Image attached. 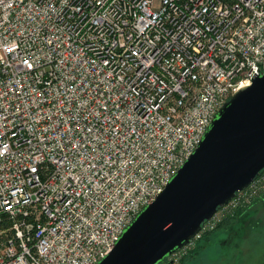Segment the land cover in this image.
<instances>
[{"label": "built area", "instance_id": "1", "mask_svg": "<svg viewBox=\"0 0 264 264\" xmlns=\"http://www.w3.org/2000/svg\"><path fill=\"white\" fill-rule=\"evenodd\" d=\"M262 74L264 0H0V264H97Z\"/></svg>", "mask_w": 264, "mask_h": 264}, {"label": "water", "instance_id": "2", "mask_svg": "<svg viewBox=\"0 0 264 264\" xmlns=\"http://www.w3.org/2000/svg\"><path fill=\"white\" fill-rule=\"evenodd\" d=\"M262 171L264 74L222 106L193 154L97 264H171L165 260Z\"/></svg>", "mask_w": 264, "mask_h": 264}, {"label": "rangeland", "instance_id": "3", "mask_svg": "<svg viewBox=\"0 0 264 264\" xmlns=\"http://www.w3.org/2000/svg\"><path fill=\"white\" fill-rule=\"evenodd\" d=\"M249 222L254 225L252 229L248 227ZM257 234L258 241L252 238ZM200 243L195 252L199 256L183 264H263L264 199L246 215L234 219L229 228H219Z\"/></svg>", "mask_w": 264, "mask_h": 264}, {"label": "trees", "instance_id": "4", "mask_svg": "<svg viewBox=\"0 0 264 264\" xmlns=\"http://www.w3.org/2000/svg\"><path fill=\"white\" fill-rule=\"evenodd\" d=\"M245 211H239L236 213V215L233 217V218H228V219H225L218 227L217 229L214 231L216 232L219 228L220 229H223V228H226V227H230L232 225V221L236 218H239L240 216H242V213H244ZM210 234V233H209ZM209 234H207L202 240L200 241H203ZM199 243H197L196 247L194 249H192L188 254H187V257H184V259L181 260L180 264H183L185 262V260H187V258L189 259L190 255H191V258H195V251H197L199 245Z\"/></svg>", "mask_w": 264, "mask_h": 264}, {"label": "flooded vegetation", "instance_id": "5", "mask_svg": "<svg viewBox=\"0 0 264 264\" xmlns=\"http://www.w3.org/2000/svg\"><path fill=\"white\" fill-rule=\"evenodd\" d=\"M264 198H261V199H258V200H256L244 213H242V215H246L258 202H260V200H263ZM258 201V202H257ZM241 217V216H240ZM252 218V217H251ZM251 218H249V219H251ZM256 224V223H255ZM254 225L251 223V222H249V228L250 229H252V227H253ZM254 240H256V241H258V240H260V236L257 234L255 237H252ZM251 238V239H252ZM201 241H199L198 243H200ZM201 244V243H200ZM199 244V245H200ZM191 251V250H190ZM189 251V252H190ZM196 252V251H195ZM187 256V255H186ZM185 256V257H186ZM197 256H199V255H197V254H195V258L197 257ZM191 259H194V258H191V255H190V257H189V259L187 258V260H191ZM186 261V260H185Z\"/></svg>", "mask_w": 264, "mask_h": 264}]
</instances>
